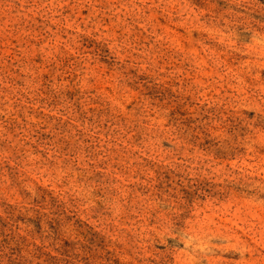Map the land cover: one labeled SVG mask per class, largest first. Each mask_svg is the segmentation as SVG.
Segmentation results:
<instances>
[{"label": "rangeland", "instance_id": "1", "mask_svg": "<svg viewBox=\"0 0 264 264\" xmlns=\"http://www.w3.org/2000/svg\"><path fill=\"white\" fill-rule=\"evenodd\" d=\"M0 264H264V0H0Z\"/></svg>", "mask_w": 264, "mask_h": 264}]
</instances>
